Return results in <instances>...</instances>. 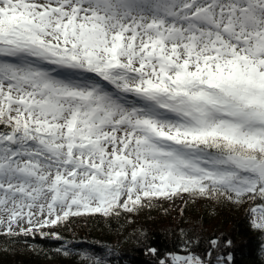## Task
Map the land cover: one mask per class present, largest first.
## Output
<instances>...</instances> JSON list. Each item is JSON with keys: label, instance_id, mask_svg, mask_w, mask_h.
<instances>
[{"label": "snow or ice", "instance_id": "snow-or-ice-1", "mask_svg": "<svg viewBox=\"0 0 264 264\" xmlns=\"http://www.w3.org/2000/svg\"><path fill=\"white\" fill-rule=\"evenodd\" d=\"M185 197L264 233V0H0V235Z\"/></svg>", "mask_w": 264, "mask_h": 264}, {"label": "trees", "instance_id": "trees-1", "mask_svg": "<svg viewBox=\"0 0 264 264\" xmlns=\"http://www.w3.org/2000/svg\"><path fill=\"white\" fill-rule=\"evenodd\" d=\"M259 203L186 197L178 208L159 200L134 213L73 217L66 230H55L59 241L39 233L0 235V264H92L97 257L110 264H159L189 251L210 253L205 259L213 264L229 255L228 264H264V233L252 227L250 212Z\"/></svg>", "mask_w": 264, "mask_h": 264}, {"label": "rangeland", "instance_id": "rangeland-1", "mask_svg": "<svg viewBox=\"0 0 264 264\" xmlns=\"http://www.w3.org/2000/svg\"><path fill=\"white\" fill-rule=\"evenodd\" d=\"M170 201V204L175 207V208H178V207H181L185 201H186V197L184 198V200H180V199H175V200H168ZM251 218L254 219L255 216L254 214L251 213ZM56 229H52L51 231L55 232ZM47 231V230H46Z\"/></svg>", "mask_w": 264, "mask_h": 264}]
</instances>
